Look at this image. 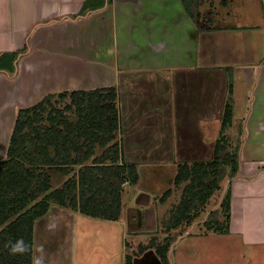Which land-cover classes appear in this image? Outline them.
Returning a JSON list of instances; mask_svg holds the SVG:
<instances>
[{
    "label": "crops",
    "instance_id": "0c3cea01",
    "mask_svg": "<svg viewBox=\"0 0 264 264\" xmlns=\"http://www.w3.org/2000/svg\"><path fill=\"white\" fill-rule=\"evenodd\" d=\"M85 1L0 0V54L24 50L14 74L0 71V161L19 109L47 94L114 87L119 111L114 141L122 145L124 161L137 165L139 180L123 184L116 221L52 204L34 222L32 264L124 263L125 233L151 227L137 229L134 217H123L125 200L150 199L142 186L147 173L160 182L170 171L173 186L168 190L174 187L177 125L183 123L175 95L188 86L190 76L223 78L226 68L232 69L235 90L232 126L241 124L239 172L227 182L228 233H206L237 238L248 251L256 248V262L264 264V0H198L194 17L183 0H103L102 7L92 0L80 14ZM197 91L199 101L206 102L201 87ZM104 149L95 148L94 157ZM52 172L61 178L59 186H52ZM49 174L51 190L72 176L57 170ZM170 197L162 205L174 208L178 203ZM144 221L153 224L154 218L146 211L140 226ZM64 222L67 232L61 231ZM96 232L106 233L107 242L96 239ZM169 232L165 228L163 234ZM90 237L95 242L89 248ZM184 239L175 241L176 251L170 247L169 264L176 252L179 263L188 252H198ZM153 248L134 255L132 264L139 255L158 257Z\"/></svg>",
    "mask_w": 264,
    "mask_h": 264
},
{
    "label": "trees",
    "instance_id": "16d2710c",
    "mask_svg": "<svg viewBox=\"0 0 264 264\" xmlns=\"http://www.w3.org/2000/svg\"><path fill=\"white\" fill-rule=\"evenodd\" d=\"M90 1L84 2L80 14L85 13ZM97 1L102 7L104 1ZM191 1L189 5L183 0L193 16L199 3ZM22 51L0 54V71L14 74ZM226 70L232 73V69ZM226 93L220 137L211 157L178 164L174 185L183 187L166 223L167 231L192 224L220 190L222 180L226 176L232 179L239 172V147L231 148L224 135L233 124L231 83ZM56 97L68 98L69 102L58 109L53 104ZM118 129L114 87L47 94L34 105L18 110L6 157L0 161V264H32L34 222L46 215L52 204L84 216L118 220L123 184L134 185L139 180L137 165L124 161L122 145L114 141ZM97 147L105 149L94 157ZM51 170L72 176L60 188L51 190ZM170 195L171 190L164 192L161 200ZM230 199L231 189L227 187L219 208L211 211L204 221L207 230L228 233ZM19 241L26 251L13 254L11 248ZM171 241L155 246L161 264H169ZM151 247L154 246L141 247L139 253ZM134 255H125L123 264H132Z\"/></svg>",
    "mask_w": 264,
    "mask_h": 264
},
{
    "label": "rangeland",
    "instance_id": "374dc122",
    "mask_svg": "<svg viewBox=\"0 0 264 264\" xmlns=\"http://www.w3.org/2000/svg\"><path fill=\"white\" fill-rule=\"evenodd\" d=\"M187 2L190 5L192 1L187 0ZM23 52L24 50L19 54V56L23 55ZM36 64L38 65L39 63L36 62ZM222 73H224L223 78L220 76H208L201 78L190 76V83L188 86H182L184 90L179 92L178 95H175V98L178 96L176 110L181 105L179 110L182 114V117L179 112H177V116H179L178 120H182L183 122L182 124L179 123L177 125L178 133L176 144L179 158H176V160L179 163H191L197 160H208L212 155L214 144L220 137V116L225 97L227 96L226 88L228 87L229 83H231L234 87V84L232 83V73L230 74V72L226 69L222 70ZM198 79L201 81V84ZM223 81L225 86H223ZM200 87L202 92L201 98L203 101L206 100L204 103L200 102L198 99V96L201 93L197 90ZM224 88L225 90H223ZM234 92L235 90L233 88V98ZM68 102V98L60 99L56 97L53 100L54 106L58 109H63L65 105L68 104ZM183 118L187 119L185 120ZM240 126L241 124L239 123L234 124L224 133V135H226L229 139L231 148L235 146L239 147L241 144L242 134L239 131ZM52 173H54L52 186H59L58 181L61 180V178L55 175L56 172ZM143 180L142 186H144L149 192L147 196H150V199L147 201L141 197L137 202L125 200L123 217L126 216L131 221L134 217L136 221L133 222V225L137 229H146V224L151 227L150 229L142 230L143 232L125 233L126 255H138L141 247H145L147 245L155 247L157 244H164L168 239L172 240L170 247L173 245V248L176 244L175 241L180 237V240L186 238L184 239V245L197 246L198 252H188L187 259L180 263L178 260L180 256L176 252L174 256L172 255L173 264H263L262 259L259 261V263L256 262L258 260L257 258L259 254L256 248H253L252 251H248L243 249L237 238L231 239L226 238L225 236H216L206 233L211 231L207 230V228L204 226V221L207 219V216L211 211L219 208L221 199L223 198L227 188V182L229 181L228 176L222 180L220 190L213 194L206 207L196 216L192 224H184L183 226L179 227L176 232L168 231V234H163V232L166 228L168 217L171 215L173 208H171L169 205L163 206L162 202L164 201L161 200V197L164 192L173 186V182L171 181V172L169 171L165 173L163 180L160 182L155 180L151 173H147ZM181 192L182 186L177 187L174 185L173 189L171 190L172 197H170V202L177 204L180 200ZM130 206L132 208H130ZM172 206L175 207L176 205ZM146 211L150 216H152V218H154L153 224L148 222L145 223L144 221L143 225L140 226L139 218H144ZM67 229L68 225L66 222H64L61 231L67 232ZM96 234V239H101L102 242L105 240L107 242L108 238L106 233L96 232ZM189 238L192 239L190 240ZM93 242H95V239L90 237L89 248L92 247ZM102 249L103 248H100L99 251H102ZM172 250L176 251L174 248ZM153 251L155 252L154 248ZM89 256H92V254H89ZM137 257L138 258L134 264L161 263L159 257H157L154 253H147Z\"/></svg>",
    "mask_w": 264,
    "mask_h": 264
},
{
    "label": "clouds",
    "instance_id": "9594fccd",
    "mask_svg": "<svg viewBox=\"0 0 264 264\" xmlns=\"http://www.w3.org/2000/svg\"><path fill=\"white\" fill-rule=\"evenodd\" d=\"M24 251H26V247L23 246V242L22 241L17 242V244L13 245L12 248H11V252L13 254H16L18 252L23 253Z\"/></svg>",
    "mask_w": 264,
    "mask_h": 264
}]
</instances>
